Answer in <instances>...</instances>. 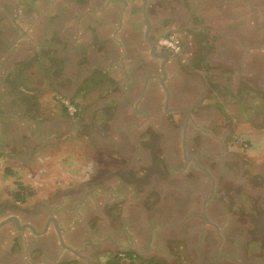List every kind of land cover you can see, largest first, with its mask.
Listing matches in <instances>:
<instances>
[{
    "label": "flooded vegetation",
    "instance_id": "af4514ba",
    "mask_svg": "<svg viewBox=\"0 0 264 264\" xmlns=\"http://www.w3.org/2000/svg\"><path fill=\"white\" fill-rule=\"evenodd\" d=\"M104 15L123 42L135 31L134 59L115 36L98 46L87 39V22ZM117 63L132 68L133 105L125 89L100 99L94 107L123 117L93 129L81 122L88 96ZM22 73L56 92L69 128L80 124L57 151L88 159L95 172L113 160L115 171L95 186L72 181L34 222L1 213L0 264H107L126 253L164 264H264V219L242 214L248 198L264 212V159L249 154L260 152L255 134L264 136V0H0V76Z\"/></svg>",
    "mask_w": 264,
    "mask_h": 264
},
{
    "label": "crops",
    "instance_id": "0c3cea01",
    "mask_svg": "<svg viewBox=\"0 0 264 264\" xmlns=\"http://www.w3.org/2000/svg\"><path fill=\"white\" fill-rule=\"evenodd\" d=\"M94 22H97L96 28L92 26ZM113 22H117L113 16L104 15L100 20L92 18L85 27L87 31L91 30L87 39L97 43L98 46L108 43V40L113 41L115 36L118 49L124 54V59L126 56L130 61L134 56L127 52L135 44L136 34H133L135 31L130 30V33L125 34L123 38L127 41L123 42L121 40L123 34H119L121 32L116 33L114 26H106ZM101 47L105 48V46ZM117 69H121V73L117 72ZM131 69L126 64L118 63L107 69L103 74L105 81L97 83L96 89H92L91 93L90 89L88 90V94L90 93L88 101L92 104V109L86 112L81 122L88 124L93 121L95 124L89 127L104 130L105 128L100 129L96 123L107 120L110 114H113L115 123L120 121L123 116L116 108L110 112L109 108L97 109L98 106L94 107V105L100 99L103 102H111L125 97L126 91L129 93L133 84L129 74ZM111 70L116 71L117 75L113 73L109 75ZM124 89L126 91H123ZM56 96V92L48 89L35 73H22L12 78L0 76V220L1 213L9 215L15 211L21 215L22 221L34 222L31 219H34L36 212L46 208L49 214L52 203L61 202L68 186L72 187V181L76 187L85 188L84 184L95 186L108 179L107 173L115 171L113 160H104L103 163H107L108 167L101 166L97 173L85 168L78 176L75 174L78 163L70 162V158L66 155L69 151L66 148L57 150L60 144L66 145L67 136L72 137L73 133L80 131V124L72 126L73 128L68 127L73 125L71 124L73 120H69L71 117L64 115L63 107L58 100L59 96ZM129 99L127 107L130 109L133 105L132 92L129 93ZM219 106L214 103L212 109L217 111ZM86 115L90 120L85 118ZM85 128L86 126L83 131ZM101 177H103L102 181H100ZM22 184L29 187L25 192L31 194L25 201H18L16 193L19 191L18 188L22 189ZM244 204L246 206L244 213L242 212L244 220L259 216L264 219V212L262 214L256 212L249 203V198ZM3 223L1 220L0 226ZM31 232L36 233V230L33 228ZM24 233L28 232L24 231ZM5 237L6 232L0 229V251ZM147 255L153 256V254Z\"/></svg>",
    "mask_w": 264,
    "mask_h": 264
},
{
    "label": "trees",
    "instance_id": "16d2710c",
    "mask_svg": "<svg viewBox=\"0 0 264 264\" xmlns=\"http://www.w3.org/2000/svg\"><path fill=\"white\" fill-rule=\"evenodd\" d=\"M21 186L22 189H18L19 191L16 193V197L18 201H25L31 193L25 192L26 189L29 188L28 186L24 184H22ZM107 264H164V263L156 259L144 260L136 256V254L134 253H126L121 257H119L118 259L113 258L111 260H108Z\"/></svg>",
    "mask_w": 264,
    "mask_h": 264
},
{
    "label": "rangeland",
    "instance_id": "374dc122",
    "mask_svg": "<svg viewBox=\"0 0 264 264\" xmlns=\"http://www.w3.org/2000/svg\"><path fill=\"white\" fill-rule=\"evenodd\" d=\"M244 118H246L245 116H243ZM247 125H246V122L245 123H242V124H240V128H245ZM249 126H251V125H249ZM240 138H244V136H241ZM253 139V141H254V144H258L259 146H258V148L260 149V152L259 153H253V152H250L249 154H254V158H259L260 157V160H262V159H264V146L262 145L263 144V139H264V136H259V135H256L255 134V137L254 138H252ZM251 140V139H250ZM252 141V140H251ZM252 141V142H253ZM251 156H253V155H251ZM70 162H73V163H78V167H77V169L75 170V174L78 176V174H80L81 172H83L84 171V169L86 168V170H88V171H91L90 170V164H89V162H88V159L86 160V159H81L80 157L79 158H77V157H75V156H72V155H70ZM103 165H106V167H108V164L107 163H103ZM97 166H100V164L98 163L97 164ZM94 173H97L98 171H93ZM108 175L110 174V173H107ZM103 180V177H101V179H100V181H102Z\"/></svg>",
    "mask_w": 264,
    "mask_h": 264
},
{
    "label": "built area",
    "instance_id": "2783aa9c",
    "mask_svg": "<svg viewBox=\"0 0 264 264\" xmlns=\"http://www.w3.org/2000/svg\"><path fill=\"white\" fill-rule=\"evenodd\" d=\"M160 43L163 47L176 48V42L171 37H163L160 39ZM61 103L65 106L67 112L74 114L77 110L76 105L72 103L68 98H61Z\"/></svg>",
    "mask_w": 264,
    "mask_h": 264
}]
</instances>
